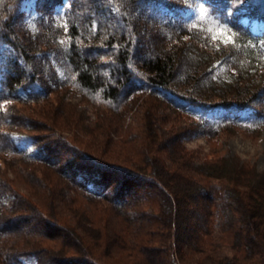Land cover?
Returning a JSON list of instances; mask_svg holds the SVG:
<instances>
[{"label":"trees","instance_id":"1","mask_svg":"<svg viewBox=\"0 0 264 264\" xmlns=\"http://www.w3.org/2000/svg\"><path fill=\"white\" fill-rule=\"evenodd\" d=\"M198 7L203 11L195 15ZM254 21L259 26L252 27ZM259 64L264 0H0V156L57 167L85 197L110 203L125 224L116 239L131 237L147 264H264V169L224 156L196 162L177 139L182 130L211 137L231 124L263 125L264 83L249 77ZM230 69L246 75L243 84L223 83ZM63 85L120 117L132 99L146 94L193 123L149 133L151 148L134 168L92 159L79 147L72 150L82 166H62L58 149L17 128L22 119L12 104ZM53 142L71 145L62 138ZM5 184L0 177L1 264H63L68 258L106 264L100 263L102 251L84 243L95 238L91 220L74 225L44 218L50 229L42 234L63 236L75 248L70 255L58 251L57 263L41 249L5 248L2 239L26 222L3 215L16 211L21 197ZM151 228L163 231L157 246L146 243ZM104 237L98 240L107 243L110 236Z\"/></svg>","mask_w":264,"mask_h":264},{"label":"rangeland","instance_id":"2","mask_svg":"<svg viewBox=\"0 0 264 264\" xmlns=\"http://www.w3.org/2000/svg\"><path fill=\"white\" fill-rule=\"evenodd\" d=\"M192 11L197 15L203 10L202 7H198ZM257 25V21L252 23V27ZM146 32L147 30L140 31V35L146 37ZM216 37L223 40L222 36ZM259 65L257 70H251L249 77L253 76L257 82L264 83V64ZM245 76L240 71L230 69L224 73L223 83L233 88L235 85L243 84ZM239 79H242L241 82ZM203 84L206 86L207 83ZM12 108L22 119L17 128L39 136L40 141L50 143L58 149L56 153L61 159L62 166L67 161L81 165L78 160L80 158L77 159L76 153L74 154L72 150L79 147L92 159L95 157L102 160L103 157H108L109 160L113 159L134 168L141 161L140 156L146 147L151 148L149 133L156 131L163 135L164 131L174 126H189L193 123L188 115L146 94H140L132 99L125 108L124 115L120 117L105 105L93 103L68 85L52 89L45 97L35 101L14 102ZM25 120H28L27 124L24 123ZM116 124L119 126H115ZM107 128H110L108 135L105 134ZM188 132L180 131L181 136L179 135L177 139L185 147V151L193 154L196 162L205 157L214 160L224 156L247 163L257 171L264 169V124L258 127L246 122L231 124L224 126L211 137ZM58 138L69 140L72 146H67L68 143L66 145L65 142H53ZM0 177L5 181V186L21 196L16 198V203H20L18 209L13 212L6 209L3 215L13 219L23 216L26 221L24 223L29 221L27 224L22 222L8 237L2 239L5 248L41 249L45 256L57 263L60 260H56L57 257L54 255L58 251L64 250L63 252H69L70 255L75 248L63 240V236L42 234V230L50 229L43 223L44 218H56L74 225L81 220L86 224L91 220L93 226L89 227V230L94 232L95 238L86 235L89 238L85 237L83 240L91 251H102L104 255L100 263L147 264L135 244H132L131 237L125 241H120L121 238L116 239L118 236L116 232L119 234L125 225L121 220L123 214L115 212L106 201L85 197L64 178L57 167L28 162L18 156H0ZM205 181L220 183L221 180L207 178ZM136 187L138 186H134V189H137ZM27 226L34 228L33 232H26ZM152 229L154 228L146 232V243L157 246L158 240L163 239V231ZM76 232L82 235V230L76 229ZM126 232L129 233V229ZM105 233L110 236L107 243L98 240V235L103 239ZM148 238L153 240L149 241ZM123 246L125 249H119ZM232 253L233 250L223 249L221 254H226L230 258ZM74 261V258H68L62 263L80 264ZM230 264L247 263L237 259Z\"/></svg>","mask_w":264,"mask_h":264}]
</instances>
